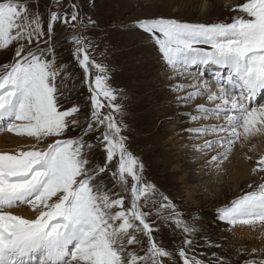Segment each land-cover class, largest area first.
<instances>
[{
	"label": "snow or ice",
	"instance_id": "snow-or-ice-1",
	"mask_svg": "<svg viewBox=\"0 0 264 264\" xmlns=\"http://www.w3.org/2000/svg\"><path fill=\"white\" fill-rule=\"evenodd\" d=\"M84 8L0 0V132L31 141L0 151V264H264V247L213 241L200 211L149 178L129 146L123 89L95 55L99 25ZM230 11L226 20L159 15L118 26L155 50L173 134L191 163L216 175L237 143L264 134V104L251 103L264 94V0ZM251 173L259 180L214 210L229 232L264 229V155ZM25 205L30 216L13 211Z\"/></svg>",
	"mask_w": 264,
	"mask_h": 264
},
{
	"label": "rangeland",
	"instance_id": "rangeland-1",
	"mask_svg": "<svg viewBox=\"0 0 264 264\" xmlns=\"http://www.w3.org/2000/svg\"><path fill=\"white\" fill-rule=\"evenodd\" d=\"M217 1L219 0H95V7L90 9L87 6L88 0H81L85 5L84 10L89 12L99 25L91 32L94 38H98L100 44L95 55L98 61L109 66L112 85L123 89L121 103L126 112L124 122L129 129L126 133L129 136V146L131 151L147 166L149 178L170 194L184 197L192 210L200 211L203 214L200 217L203 227L213 241L223 244L226 248L236 246L248 249L260 248L264 247V237L261 235L264 229L257 227L252 232L247 230L244 235H238L233 231H227L224 223L215 220L214 210L229 204L241 192L247 190V186L240 182L237 187L235 182L232 185L223 183L216 188L217 183L213 182L212 191H207L206 185L211 184V179L219 175L201 169L199 164L191 163L186 158V150L183 148L184 156L178 160L181 149L165 142L174 135L179 125L171 123L168 119L174 115L175 109L169 106L172 97L164 83L162 65L155 50L147 41L139 36H131L118 28L120 25L129 24L137 19L159 15L173 16L190 22L229 19L233 15L230 11L233 6L227 5H230L233 0H220L227 3L223 9H215L207 13L203 11V7L208 8ZM44 3L46 0H41L42 7ZM106 45V58H104L100 56V51H103ZM61 53L63 59L71 66L68 47L61 49ZM3 60L4 57L0 56V62ZM211 72L215 71H208L205 75L208 76ZM74 76L78 77V72L74 73ZM68 86L72 88L73 83L69 82ZM74 87L82 93L79 99L83 102L87 94L86 89L80 85L78 79L75 80ZM73 94L75 95V92ZM252 104L254 106L264 104V96ZM256 137L257 135L251 137L244 147L237 143L232 154L245 155L248 148L255 146ZM0 138V147L6 146L4 148H7V150L0 151L14 150L25 143H31V141L23 140L7 132H0ZM176 139L180 140L177 137ZM11 141H17V143L14 142L10 146ZM158 145L160 149L157 148ZM259 157L252 161L254 165ZM175 165L180 167L179 171L175 170ZM237 167L238 165L230 163L232 170L228 177L233 176V171ZM252 167L249 164L248 168ZM235 189H239L237 191L239 194L236 196H234ZM188 192L191 194V200H188ZM163 235L167 241V230H164ZM247 236L249 238L244 241V244L238 243L240 239ZM214 250L221 251L220 249Z\"/></svg>",
	"mask_w": 264,
	"mask_h": 264
},
{
	"label": "bare ground",
	"instance_id": "bare-ground-1",
	"mask_svg": "<svg viewBox=\"0 0 264 264\" xmlns=\"http://www.w3.org/2000/svg\"><path fill=\"white\" fill-rule=\"evenodd\" d=\"M238 2H239V0H233V2H230V5H227V3H224V2L219 0V1L215 2V4L213 3L208 8L203 7V11H205L207 13V12L214 11L215 9H218V10L223 9L224 7H226V5L230 7V6H234ZM213 70L216 71V69L214 67L209 69V71H213ZM193 74H195V73L193 72ZM212 74H214V73L211 72L210 75H208V77H211ZM263 96H264V94L257 95V97H255L251 103H254L256 100L259 101L260 98H262ZM12 135L15 136L14 134H12ZM256 140L257 141L255 143V146L252 148H248L246 150L247 152L245 153V155H242V156H237L235 154L231 155L230 160L227 161L223 165L224 170L219 174L218 177H213L211 179V181H210L211 184L206 185L205 188L207 189V191H212L211 187L213 185V182L217 183V185H216V188H217V186H219L223 183H225L226 185H228V184L232 185V183L236 182L237 183L236 186L238 187L240 182H241V184H243V185L245 184V186H247L249 184V182L252 183L253 181L257 182L259 180V177L257 175L251 174V169L255 166L252 163V161H255L257 157L264 155V134H258L256 137ZM14 142L17 143V141H11L10 146ZM165 142L169 143L171 146H175L176 148L181 149L180 153L178 154V156H179L178 160H180V158L181 159L183 158L185 151L180 147L181 140H177L176 137L174 135H172L168 140H165ZM17 146H19V145H17ZM2 147L3 148L0 147V150H7V148L6 149L4 148L6 146H2ZM157 148L160 149V146L158 145ZM247 157H252V160H247ZM230 163L238 165V167L234 169L232 177H228V175L231 174V170H232V169H230ZM249 164H250V166H253V167L248 168ZM174 168L176 171H179V169H180V167H178V165H175ZM247 181H248V184H247ZM237 191H239V189H235L234 196L239 194V192H237ZM188 200H191V194L189 192H188ZM13 211L17 214H21L24 216H30L31 215V210L26 205L21 206L20 208H17V209H13ZM257 227H259V226H257ZM247 230H249L250 232L253 231V229L248 227V226H237V227H235V229H233V232L235 234H238V235H244ZM247 238H249V236H247L243 239H240L241 241L239 240L238 243L244 244V241Z\"/></svg>",
	"mask_w": 264,
	"mask_h": 264
}]
</instances>
